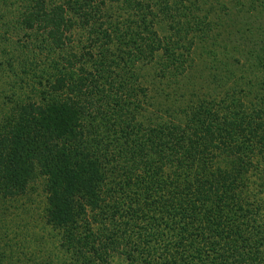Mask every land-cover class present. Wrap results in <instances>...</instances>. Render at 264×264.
Listing matches in <instances>:
<instances>
[{"label": "trees", "instance_id": "16d2710c", "mask_svg": "<svg viewBox=\"0 0 264 264\" xmlns=\"http://www.w3.org/2000/svg\"><path fill=\"white\" fill-rule=\"evenodd\" d=\"M212 1L0 0L24 87H1L0 264H264V0L224 2L227 44L197 53ZM36 182L38 234L16 204Z\"/></svg>", "mask_w": 264, "mask_h": 264}, {"label": "rangeland", "instance_id": "374dc122", "mask_svg": "<svg viewBox=\"0 0 264 264\" xmlns=\"http://www.w3.org/2000/svg\"><path fill=\"white\" fill-rule=\"evenodd\" d=\"M6 1V0H5ZM245 0H241V2H244ZM7 2L11 3L10 7H14L15 4H17V2H19V0H7ZM120 2L122 4H124L122 6L124 12L127 14L130 12L131 8L130 5H132L133 0H120ZM224 2H227V4H232L233 0H218L216 1H212V3H209V5L205 4L202 7L204 9H202V11L197 12L196 14H198V16H202V14L204 12H206V10L208 8H210V13H208L207 16V20H209L211 23L209 24L210 28L208 30H204L202 34V36H204L196 45L195 49L198 53L200 46L202 45L203 47H211V45L213 44V46H215V44L213 43V41L215 40L217 43L219 42L220 44H227L226 39L223 37L225 36L224 32L222 31V27L224 26L223 24H221L222 22H225V20L229 17H231V20L234 21V15L233 14V9L228 8V6L223 7L222 5L224 4ZM186 3V2H185ZM121 4V5H122ZM239 6V5H238ZM237 6V7H238ZM113 9H116V7H114ZM117 11V10H116ZM255 13L253 12L252 14L248 15V18H255L257 17L258 19L263 18L264 20V11L263 13H261L260 15H254ZM122 21V17L120 16L118 19V23H117V27L116 30L113 32L114 34L118 35L120 34V32H123L124 30H122L123 25L122 23H120ZM217 21V22H216ZM155 24V29L157 26H159L160 24H162V22H160L159 20L154 23ZM102 28V27H101ZM154 29V30H155ZM229 29L233 31L232 26H229ZM227 30V28H226ZM157 36L159 38H161L163 36V32L160 31V29H158V31H156ZM234 35L236 36V34L234 33ZM4 39H2L0 37V49L3 48L5 50H12V44H13V39L14 37L10 34V33H5L4 36H2ZM238 39H241L239 36H236ZM231 38V37H230ZM245 41V40H239L237 47L235 48H248V46H251L253 44H251L250 42H246L244 44H242L241 42ZM250 44V45H249ZM220 48V47H219ZM221 50V48H220ZM236 54H238L237 56H240L241 53L236 52ZM0 57L3 58V54L0 53ZM161 58V52L159 51H155V54L153 56V63L155 61L160 60ZM201 64V63H198ZM239 67H245V57L241 56L239 63H238ZM148 66H145L144 68H138L137 66L134 67V71L136 72V70H138L139 73H142L143 75H145L147 78L150 76V70L149 68H147ZM17 68H14L12 71H9L5 74H0V100L3 98L2 97V90L1 87H5L8 89H5V93H9L10 89L16 91V89H18V85H21L22 88L23 84L22 82H17L15 84V80L17 79V75H14V72H16ZM252 70V69H251ZM257 70L254 69V71L252 70L250 73V77L252 78L251 80H249V89H250V93L252 94H258L260 92H258V87L261 86L262 88V92H264V85H261L258 81L256 80H260L263 78H256L254 77L255 72ZM259 73V72H258ZM254 74V75H252ZM248 73H245V76L247 77ZM143 77L142 81L144 84L148 85V88L145 90V97H146V101L148 100H153L154 97L152 95V90L149 88V84L147 83V78ZM9 84L14 85L13 87H9ZM16 87V89H15ZM257 89V91H256ZM207 89H205L204 91H206ZM203 91V92H204ZM258 98L256 97L254 100V104L256 108H259V111L263 114L264 111V105L259 104L258 102ZM7 106H9V103H7ZM205 112H206V108H205ZM252 125H255V123L253 122ZM260 164H264V159H262L260 161ZM43 192H41V186L39 184V182H36L33 186H31L30 189H28L27 191V196H17V201L16 204H18V210H20L21 208L23 209L21 212H19L18 218H17V224H22L28 226L26 228V231L30 232H34V233H39V231H41V228L39 226H41L40 224V213H41V208L43 206ZM259 196H264V192L260 193ZM24 233V230H23ZM24 240V239H23ZM22 241V240H21ZM29 244V243H28ZM28 246V245H27ZM24 252L26 251V248H24L23 250ZM21 256V254H18ZM27 255V253H26ZM118 259H116V257L112 258V264H121L120 260L119 262L117 261Z\"/></svg>", "mask_w": 264, "mask_h": 264}]
</instances>
